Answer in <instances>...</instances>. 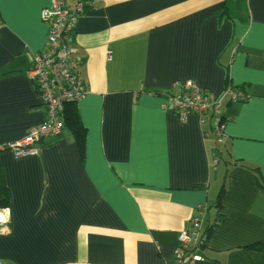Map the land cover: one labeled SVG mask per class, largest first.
<instances>
[{"label":"crops","instance_id":"crops-1","mask_svg":"<svg viewBox=\"0 0 264 264\" xmlns=\"http://www.w3.org/2000/svg\"><path fill=\"white\" fill-rule=\"evenodd\" d=\"M46 6L0 0V263L171 264L199 216L197 264H264V0H87L70 38L83 148L64 127L15 158L44 120L28 70ZM186 80L221 100L225 144L211 114L162 109Z\"/></svg>","mask_w":264,"mask_h":264},{"label":"built area","instance_id":"built-area-1","mask_svg":"<svg viewBox=\"0 0 264 264\" xmlns=\"http://www.w3.org/2000/svg\"><path fill=\"white\" fill-rule=\"evenodd\" d=\"M86 1L73 0L69 5L66 0H48V6L41 10L40 17L47 26V34L43 48L31 56L28 77L39 92L44 106V120L41 124L30 127L23 139L10 144L9 150L15 158L34 156L37 154V144L43 139L60 136L64 129L66 104L78 102L87 94V88L79 74L80 62L72 54L70 46L76 23L85 13ZM173 87L179 90L176 94L164 95L161 100L162 109L172 112L180 121L192 113L201 116L211 111L213 132L217 142L222 143L226 135L221 100L190 80L176 82ZM225 95L230 102L246 99L245 93L231 87L225 90ZM6 213L0 214V235L9 233ZM199 232V216H193L187 228L178 236L171 264H197L202 260L200 248L205 240L199 236Z\"/></svg>","mask_w":264,"mask_h":264},{"label":"trees","instance_id":"trees-1","mask_svg":"<svg viewBox=\"0 0 264 264\" xmlns=\"http://www.w3.org/2000/svg\"><path fill=\"white\" fill-rule=\"evenodd\" d=\"M240 89L242 90V88ZM150 93L155 96H161L162 94L161 92H158V91H150ZM63 122H64V127L69 128L71 133L74 135L79 149H82L84 145V132L85 131L80 121L79 115L77 113L75 102H70L66 104L65 110H64ZM4 194H6L5 190L0 188V204L1 205L3 204L2 196ZM219 198H220V195L217 201H219ZM208 231L209 229L203 230V232L201 231L203 235L202 237L204 238V240H206L207 238V234L209 233Z\"/></svg>","mask_w":264,"mask_h":264},{"label":"rangeland","instance_id":"rangeland-1","mask_svg":"<svg viewBox=\"0 0 264 264\" xmlns=\"http://www.w3.org/2000/svg\"><path fill=\"white\" fill-rule=\"evenodd\" d=\"M194 84H195V83H194ZM195 85L197 86V84H195ZM235 90H236V89H235ZM204 91H206V90H204ZM237 91H240V90H237ZM206 92H207V91H206ZM208 92H209V91H208ZM241 92H243V91H241ZM243 93H245V92H243ZM245 95H246V94H245ZM246 97H247V96H246ZM228 101H229V100H228ZM229 102H230V101H229ZM220 105H221V101H220ZM207 113H209V114L212 115V112H211V111H209V112H207ZM200 121L203 122L204 120H203V119H200ZM214 135H215V134H214ZM226 139H227V136H226V138L224 139V141H223L222 143H218L217 140H216V135H215V141H216V143L219 144V145H223V144H225ZM0 224H1V222H0ZM187 226H188V225H187ZM186 228H187V227H186ZM186 228H185V229H186ZM183 230H184V229H183ZM183 230H182V231H183ZM199 236H201V237L203 236V235H202V232H199Z\"/></svg>","mask_w":264,"mask_h":264}]
</instances>
